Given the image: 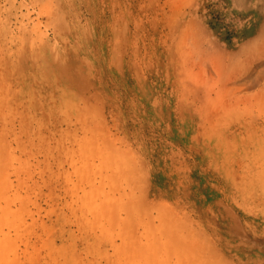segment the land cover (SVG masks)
Instances as JSON below:
<instances>
[{"label": "rangeland", "instance_id": "rangeland-1", "mask_svg": "<svg viewBox=\"0 0 264 264\" xmlns=\"http://www.w3.org/2000/svg\"><path fill=\"white\" fill-rule=\"evenodd\" d=\"M58 1L36 19V55L61 45L62 74L43 70L42 84L21 66L46 110L28 135L0 115L11 183H0V264H264V153L254 138L230 139L259 107L236 105L239 90L228 100L223 86L264 33V13L248 21L225 0H62L59 15Z\"/></svg>", "mask_w": 264, "mask_h": 264}, {"label": "bare ground", "instance_id": "bare-ground-1", "mask_svg": "<svg viewBox=\"0 0 264 264\" xmlns=\"http://www.w3.org/2000/svg\"><path fill=\"white\" fill-rule=\"evenodd\" d=\"M225 2L228 4V5H231L233 6L235 9H237V12L244 18H246L248 21L256 18L257 16L260 15V13H264V0H225ZM57 11H58V14H60V12L62 11V0H59L58 3H57ZM51 12H53V4H52V0H0V115L3 116V127L6 129V130H9L10 126H14V124L16 122H18L20 128L22 131L26 132L27 135L30 134L29 132V127L33 124V123H37V119L39 118V111L41 109H45V106H46V102H43L41 99H37V96H35V92H31V86H32V81L33 79L30 78L29 76V73L28 74H24V71H22L23 69H21V66L22 64L23 65H26L28 63H30V69H31V72H34V76L37 74V73H41L42 75H39L40 77V82L43 84L45 78L48 79V75L44 78L43 77V70L47 71L49 69H53V68H58L61 70L60 74H62V69L64 68L66 62L64 60V56H63V47L60 45L58 46L56 49H53L52 51L50 50L51 48L48 49L47 52H43V54H39V55H36V33H35V26H36V19L37 18H42L44 16H47L48 19L50 18V15H51ZM38 13V16L36 17L35 14ZM62 17V16H61ZM191 18V17H190ZM188 18V22H189V19ZM192 20V18L190 19ZM195 20V19H194ZM187 21V20H186ZM257 21V20H256ZM190 24V23H189ZM175 26V25H174ZM191 27V26H190ZM177 29V28H176ZM58 35V32L56 33ZM261 36V37H260ZM259 39L257 40V43L255 44L254 47H252L250 51H248L243 59V61H239V62H233V64H231V66L229 68H231V73H236L234 74V76L238 77L237 80H234L232 79V81L234 82H231L230 84L233 83V85H230L229 83H225V85H223L225 88H224V91H227V99L229 100L230 98H228V92H231L233 90L236 89L239 90L238 94H234L233 98L235 100V104H236V101L238 103V100L240 102H243V101H248L250 104H253L252 105H248L249 103L246 104V102L243 104L244 105H248V110H251V106L254 107V104L256 103L259 107V110H258V115L259 117L257 118L258 120L256 121H253V119L249 120V122L253 121L252 123H255L254 126L253 124H248L246 123V121L244 122L243 120L244 119H241L242 122L236 126L235 130H234V134L232 135V137H230L231 140H234V143H233V146H236L237 148H240V146H242L244 144L243 140L246 138V139H253L255 140L256 144L254 143H250L249 145H252L254 146L255 148V152L256 153H264V33H261ZM251 41V40H250ZM45 42V41H44ZM46 43V42H45ZM47 44L50 45V43H48L47 41ZM50 47H52V45H50ZM243 48V47H242ZM126 53V52H125ZM207 54V53H206ZM205 54V55H206ZM128 57V59H127ZM129 57L130 55L126 54L125 55V61L127 63V61H129ZM140 59V58H139ZM227 61V59H226ZM28 62V63H27ZM176 62V61H175ZM175 62H171L170 63V66L173 67L175 69V65H177ZM201 62V61H200ZM219 62V61H217ZM136 63V62H134ZM140 63V62H139ZM197 63V62H196ZM216 63V62H215ZM34 64H36V67L37 69H35V66H33ZM179 64V63H178ZM185 64V63H184ZM174 65V66H172ZM192 65V64H191ZM218 65V64H217ZM198 66V65H197ZM202 66V65H201ZM200 66V68H201ZM184 67V66H183ZM220 68V67H219ZM227 68V69H229ZM199 70V69H198ZM226 70V69H225ZM225 70L222 72L224 73ZM137 71V70H136ZM220 71V70H219ZM227 72V71H226ZM36 73V74H35ZM33 75V73H31ZM45 74V73H44ZM230 74V73H229ZM221 75V74H220ZM225 75H227L225 73ZM30 78V79H29ZM225 78V76H224ZM227 78V77H226ZM230 78V77H229ZM29 79V80H28ZM226 80V79H225ZM224 80V81H225ZM228 80V79H227ZM229 81V80H228ZM197 82V81H196ZM195 84V83H194ZM227 85V86H226ZM259 86L257 88V90H255L253 93L251 92H248L249 90L251 91L253 86ZM42 87V85H39ZM196 86V85H195ZM232 86V87H231ZM227 87V89H226ZM251 88V89H250ZM249 89V90H248ZM193 90V89H192ZM198 90V89H197ZM196 90V91H197ZM248 90V91H247ZM254 90V88H253ZM223 91V88L221 89L220 92ZM196 93V92H195ZM198 93V92H197ZM223 93V92H222ZM234 93V92H233ZM225 94L224 93V98H225ZM230 94V93H229ZM232 94V93H231ZM37 95V94H36ZM221 96V95H220ZM198 99V98H196ZM203 100V99H202ZM243 100V101H242ZM252 100H255V101H252ZM201 101V100H200ZM206 101V100H205ZM225 101H227L225 99ZM252 101V102H251ZM202 102V101H201ZM231 102V101H230ZM229 101L227 103H230ZM234 104V105H235ZM191 105V104H190ZM208 105V103L206 104ZM211 105V103L209 104ZM209 105L207 107H209ZM229 105V104H228ZM237 105V104H236ZM241 105V104H240ZM189 106V105H188ZM231 106H233V104H231ZM192 107V106H191ZM205 106V108H207ZM235 107V106H233ZM232 107V108H233ZM237 107V106H236ZM235 107V108H236ZM247 107V106H245ZM256 107V106H255ZM256 107V108H257ZM232 108L229 107V110H230V114L232 116V114L234 113H231L232 112ZM224 109V107H223ZM253 109V108H252ZM255 109V108H254ZM46 110V109H45ZM229 110H226V111H229ZM238 108L236 110H233V111H236L235 113L239 116V110L237 112ZM242 110V108H241ZM247 110V111H248ZM221 111H225V110H221ZM225 112H223L222 115H226L228 117V114ZM253 111V110H252ZM45 112V111H44ZM246 113V110L244 111ZM199 113V112H197ZM226 113V114H225ZM256 113V111H255ZM191 114V113H190ZM195 114V113H194ZM229 114V115H230ZM220 115V114H219ZM241 115V113H240ZM244 115V114H243ZM250 115H252L250 113ZM254 115V113H253ZM41 116V115H40ZM234 117V116H233ZM240 117V116H239ZM254 117V116H253ZM49 118V117H48ZM248 118V117H245V119ZM255 118V117H254ZM219 119V118H218ZM228 119V118H227ZM235 119V118H233ZM232 119V122L234 121ZM240 119V118H239ZM250 119V118H249ZM42 120V119H41ZM49 120V119H48ZM220 120H221V117H220ZM46 122V121H45ZM223 124V122H221ZM230 124L231 121H230ZM235 124V123H234ZM1 125V124H0ZM233 125V124H232ZM12 126V127H13ZM224 127V126H223ZM228 127V125H227ZM35 129V128H34ZM1 130H4L1 128ZM37 130V129H36ZM225 130V129H224ZM47 131V130H46ZM229 131V129H228ZM1 132V131H0ZM3 132V131H2ZM7 132V131H6ZM5 132V133H6ZM36 132V131H35ZM221 132V131H220ZM18 133V132H16ZM40 135H42V130L39 132ZM226 133V132H225ZM7 134V133H6ZM34 135L36 133H33ZM227 134V133H226ZM0 135L2 136V133H0ZM9 135V134H8ZM213 135V134H212ZM20 136V135H19ZM205 136V135H204ZM223 136V135H222ZM227 136V135H226ZM231 136V134H230ZM46 137V136H45ZM48 137V136H47ZM1 138V137H0ZM5 138V137H4ZM229 137H227V140H228ZM6 139V138H5ZM13 139V138H11ZM3 140V138H2ZM2 140H1V143H2ZM4 141V140H3ZM251 141V140H250ZM8 142V141H7ZM23 142V141H22ZM43 143V142H42ZM230 143V142H229ZM7 144V143H6ZM10 144V143H9ZM9 144H7L9 146ZM5 145V144H4ZM3 145V143L1 144L0 148L2 149L1 151V154H5L6 153V149H5V146ZM7 146V148H8ZM18 146V145H17ZM228 146V144H227ZM231 147V146H230ZM245 149H246V146L244 145ZM243 148V147H242ZM0 149V150H1ZM13 149V148H12ZM20 151H21V148H19ZM261 149V150H260ZM9 149H7L8 151ZM15 150V148H14ZM242 150V149H241ZM22 151H23V146H22ZM21 151V152H22ZM28 151V150H26ZM247 151V150H246ZM12 152V151H10ZM20 152V153H21ZM31 153V151H30ZM8 154V152L6 153ZM1 155V156H2ZM255 155V153H254ZM259 155V154H258ZM261 155V154H260ZM259 155V156H260ZM4 156V155H3ZM2 156V157H3ZM7 156V155H6ZM10 156V155H9ZM264 156V154H263ZM8 157V156H7ZM18 157V156H17ZM254 157V156H253ZM257 157V156H256ZM4 158V157H3ZM6 158V157H5ZM252 158V157H251ZM261 158V157H260ZM7 161L9 162V158H6ZM5 159V160H6ZM16 159V158H15ZM256 159V158H255ZM264 160V158H262ZM4 160V161H5ZM260 160V159H259ZM2 161V160H1ZM4 161L2 163H4ZM6 161V163H7ZM23 161V160H22ZM256 161V160H255ZM25 162V161H24ZM1 163V164H2ZM5 164V163H4ZM23 164V163H22ZM261 165V163H260ZM3 166V164H2ZM2 166L0 165V183H2V186L4 187V185L7 183L10 184L8 181L6 183H4L3 185V181L5 182V179L7 180L8 179V176L7 174L9 173H6V177L4 176V180H3V177H2V174H4L3 172L1 173L2 171ZM9 165L6 166L5 169H7ZM20 166V165H19ZM263 166V164H262ZM20 168V167H19ZM4 169V167H3ZM15 169V168H14ZM263 170V169H261ZM5 171V170H3ZM8 172V171H7ZM21 172V171H20ZM261 172V171H260ZM262 173H264L262 171ZM19 174V173H18ZM104 176V175H103ZM20 177V176H19ZM264 177V176H263ZM17 179H20L18 177H16ZM22 178V177H21ZM105 179V178H104ZM263 179V178H262ZM2 180V182H1ZM21 180V179H20ZM26 179H24L25 181ZM102 180V179H101ZM22 181V180H21ZM27 181V180H26ZM105 182V180H104ZM27 183V182H26ZM103 183V182H102ZM19 184H22L20 183L19 181ZM29 184V183H28ZM5 185V186H6ZM30 185V184H29ZM99 186L101 184H98ZM19 186H22V185H19ZM95 186V185H94ZM97 186V185H96ZM6 187H4L5 189ZM9 188V187H8ZM8 188L6 191H8ZM11 188V187H10ZM28 188V187H27ZM98 188V186H97ZM0 189H1V184H0ZM93 190H95L96 188L92 187ZM27 190V189H26ZM101 190V189H100ZM2 192L4 193L5 191H3V188H2ZM2 192H0V196L2 195ZM87 192V191H86ZM96 192V190L94 191V193ZM99 192V191H98ZM96 192V193H98ZM8 193V192H7ZM6 195V193H4ZM88 194V193H86ZM106 193H104L105 195ZM91 195H95V194H92ZM100 195V194H99ZM102 195V194H101ZM103 195V196H104ZM11 196V195H10ZM86 196V195H85ZM89 196V195H88ZM26 197V196H25ZM87 197V196H86ZM7 198V196H6ZM21 198V197H20ZM88 198V197H87ZM97 198V197H96ZM2 198H0L1 200ZM4 199V197H3ZM2 199V200H3ZM10 199V197H9ZM22 199V198H21ZM25 199V198H24ZM93 199V197H92ZM95 200V199H94ZM97 200V199H96ZM23 201V199L21 200V202ZM100 201V200H99ZM104 201V198L103 200ZM106 201V199H105ZM5 202V201H4ZM9 203L7 204L10 205V202L11 201H8ZM24 204H25V201H23ZM27 202V201H26ZM102 203V202H101ZM99 204V203H98ZM105 204V203H104ZM23 205V204H21ZM6 205L2 206V207H5ZM102 207V205H101ZM7 207H5L4 209L2 208V210H5ZM9 208V207H8ZM105 208V206H104ZM98 209V208H97ZM100 206H99V211H100ZM139 209V208H138ZM17 210V209H16ZM108 210V208H107ZM133 210V209H132ZM131 210V211H132ZM98 211V210H97ZM104 211V210H103ZM2 212V211H1ZM0 212V213H1ZM18 212V211H17ZM11 213V212H10ZM106 213V212H104ZM2 214V213H1ZM6 215H8L7 213H4ZM142 214V212H141ZM163 214V213H162ZM107 215V214H106ZM5 215H1L0 217H4ZM8 217V216H7ZM103 217L105 218V215H103ZM135 217V216H134ZM142 217V216H140ZM10 218V217H9ZM17 217L13 218L12 220L16 219ZM138 218V217H137ZM144 218V217H142ZM135 219V218H133ZM4 220V218H3ZM2 219L0 221H3ZM5 221V220H4ZM10 220L8 219V222ZM7 222V224H8ZM12 222V221H11ZM20 222V221H19ZM162 222V221H161ZM13 223V222H12ZM158 223H160L159 221V218H158ZM167 223V222H165ZM6 224V223H5ZM151 223H148L147 227H150ZM161 226L163 224H160ZM136 226V224H135ZM157 226V224H156ZM159 226V225H158ZM1 227V226H0ZM17 227V226H16ZM153 227V225H152ZM155 227V225H154ZM153 227V228H154ZM160 227V226H159ZM163 229L165 228V226L163 225L162 226ZM151 228V229H153ZM158 228V227H157ZM168 228V227H167ZM167 228H166V232H167ZM150 228L148 230H151ZM160 229V228H159ZM158 229V230H159ZM148 230H146L145 232H147ZM162 230V229H161ZM170 230V229H169ZM172 230V229H171ZM134 231V230H132ZM156 231V230H154ZM153 231V232H154ZM164 231V230H162ZM173 231V230H172ZM144 232V231H143ZM158 232V231H157ZM161 232V231H160ZM170 232V231H169ZM2 233V232H1ZM135 233V232H133ZM151 233V232H150ZM149 233V234H150ZM159 233V232H158ZM174 233L173 232H170V235L172 236ZM136 234V233H135ZM148 234V237L149 236ZM156 234V233H155ZM166 234V233H165ZM164 234V235H165ZM139 235V234H137ZM174 235H176L174 233ZM173 235V236H174ZM131 236V235H130ZM134 236V235H133ZM169 236V235H168ZM1 237V236H0ZM6 237L5 236V243L1 241L2 244H5L6 245ZM129 235L125 236L126 239H128ZM158 238V236H156ZM166 238L164 239H168L167 235L165 236ZM175 237V236H174ZM173 237V238H174ZM2 238V237H1ZM9 238V237H8ZM133 239L137 238L136 235H135V238L132 237ZM130 238V240L132 239ZM152 238V236H151ZM150 238V239H151ZM156 238V239H157ZM139 239V238H137ZM149 239V238H148ZM155 239V241H156ZM169 239H172L171 237H169ZM176 239V238H175ZM194 241L195 237L192 238ZM153 240V239H152ZM163 240V238H162ZM177 240V239H176ZM180 240V239H179ZM4 241V240H3ZM11 239L8 241L10 242ZM13 241V240H12ZM127 240H125V245L128 244V242H126ZM135 241V240H134ZM139 241V240H137ZM136 241V242H137ZM144 241V240H142ZM159 241V240H157ZM170 241V240H169ZM136 242H134V244H137ZM153 241H151L152 243ZM163 242V241H162ZM161 242V243H162ZM172 242V247L174 249V247L177 246V249L179 248V246L176 244V242H179L180 241H170V243ZM127 243V244H126ZM133 243V241H132ZM144 243V242H142ZM155 243V242H154ZM165 242H163L164 244ZM167 245H168V242H166ZM175 243V246L173 245ZM1 244V245H2ZM8 244V243H7ZM12 243H9V246L11 245ZM131 244V243H129ZM139 244V243H138ZM160 244V242H159ZM192 243H190V246L193 247V245H191ZM132 245V244H131ZM155 245V244H154ZM152 244V248L154 246ZM183 245V244H181ZM133 246V245H132ZM136 247L134 248H138L137 245H135ZM146 246V245H144ZM158 246V244L156 245ZM156 246H154V248H156ZM160 246H163L162 244ZM165 246V245H164ZM170 246V245H169ZM187 246V245H186ZM190 246H187V249L189 247L190 249ZM123 247V243H122V246ZM142 247V246H141ZM151 245H149V249H150ZM185 246L183 245L182 248H184ZM3 247H1L0 249H2ZM6 249L9 248V247H5ZM166 250L168 249L166 246H165ZM122 249V248H121ZM128 249V247H127ZM132 247L130 246V249L128 250L129 255L131 256L133 252H135L136 250L132 251L131 250ZM144 249V248H143ZM158 249H160V247L158 246ZM163 249V247H162ZM172 249V250H173ZM187 249H185L187 251ZM188 249V250H189ZM195 249V248H193ZM3 250V249H2ZM5 250V249H4ZM3 250V251H4ZM125 250L126 251V246H125V249H122L121 251ZM141 250V249H140ZM145 250V249H144ZM154 250L155 252L153 253H156V250L155 249H152ZM164 250V249H163ZM170 250V251H172ZM175 250V249H174ZM182 250V251H181ZM181 255L180 256V259L183 257H186V254L184 256V254L182 253L183 252V249H181ZM1 251V250H0ZM119 250V252H121ZM147 251V250H146ZM150 251V250H149ZM168 251V252H170ZM190 251V250H189ZM138 252V251H137ZM135 252L134 255H137ZM142 252V250H141ZM160 254H163V251L160 250ZM167 252V251H166ZM167 254L169 256L172 257V255H170V253ZM3 253H6L4 254V258H2V261L3 259H5L7 257V251H4ZM0 252V255L3 254ZM145 253V252H144ZM152 253V252H151ZM150 253V254H151ZM152 253V254H153ZM172 253V252H171ZM173 253H175L174 255L178 256L177 253H179L178 251H173ZM192 253H194L192 251ZM139 254V253H138ZM152 254H151V257H152ZM157 254H158V251H157ZM160 254L158 255L159 257V260L163 261L164 259L167 260L168 259V255H167V258H163V259H160ZM180 254V253H179ZM141 256V255H140ZM144 256H146L144 254ZM143 256V257H144ZM149 256V255H148ZM157 256V255H156ZM2 257V256H0ZM128 257V256H127ZM136 257V256H135ZM134 257V258H135ZM139 257V256H137ZM162 257V256H161ZM109 258V257H108ZM153 258V257H152ZM177 258V257H175ZM136 259V258H135ZM147 259V258H146ZM173 259V257L171 258ZM179 259V258H178ZM12 262L14 261L13 259H11ZM110 260V258H109ZM141 260V259H140ZM143 260V259H142ZM141 260V261H142ZM148 260V259H147ZM151 260V259H150ZM154 260H157L156 258ZM170 260V259H168ZM176 260V259H175ZM138 262H141L139 260H137ZM158 261V260H157ZM176 261H179V260H176ZM11 262V261H10ZM144 261H142L141 263H143ZM154 262V261H153ZM164 262V261H163ZM204 262V261H203ZM201 262V264L203 263ZM4 263H7L8 262H4ZM145 263V262H144ZM168 263L170 264V261H168ZM177 263V262H176ZM175 263V264H176ZM150 264V263H149ZM172 264V263H171ZM174 264V263H173ZM200 264V263H199Z\"/></svg>", "mask_w": 264, "mask_h": 264}]
</instances>
